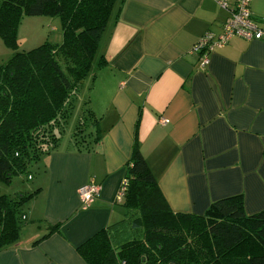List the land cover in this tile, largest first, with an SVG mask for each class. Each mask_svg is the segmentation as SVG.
Masks as SVG:
<instances>
[{
  "label": "crops",
  "instance_id": "0c3cea01",
  "mask_svg": "<svg viewBox=\"0 0 264 264\" xmlns=\"http://www.w3.org/2000/svg\"><path fill=\"white\" fill-rule=\"evenodd\" d=\"M116 7L98 46L106 63L91 76L97 107L107 97L95 116L100 139L90 152L57 145L33 169L30 225L18 246L0 252V264H84L75 248L120 217L113 199L134 143L172 212L202 215L235 196L247 215L264 210V39L233 38L202 69L191 49L206 33L221 34L227 15L213 0H117ZM249 8L264 30V0ZM89 183L99 197L82 209L78 190ZM56 224L58 233L32 246Z\"/></svg>",
  "mask_w": 264,
  "mask_h": 264
},
{
  "label": "trees",
  "instance_id": "16d2710c",
  "mask_svg": "<svg viewBox=\"0 0 264 264\" xmlns=\"http://www.w3.org/2000/svg\"><path fill=\"white\" fill-rule=\"evenodd\" d=\"M116 5L117 0H0V40L15 50L0 63L2 185L22 175L27 179L57 147L56 131L70 114L72 96L95 75L94 67L106 63L98 46L117 16ZM24 17L58 18L61 44L45 42L17 51ZM90 117L94 121L92 113ZM77 133L73 143L78 152L92 151L100 139L93 132ZM125 178L118 220L75 248L84 264H264V210L247 215L242 197L235 196L211 203L202 215L172 212L137 143ZM37 194H0V252L18 246L26 206ZM60 229L59 224L48 225L32 246Z\"/></svg>",
  "mask_w": 264,
  "mask_h": 264
},
{
  "label": "rangeland",
  "instance_id": "374dc122",
  "mask_svg": "<svg viewBox=\"0 0 264 264\" xmlns=\"http://www.w3.org/2000/svg\"><path fill=\"white\" fill-rule=\"evenodd\" d=\"M17 36L19 41L17 51H30L45 42L51 45H59L62 42L61 24L58 18L24 17L19 26ZM13 53H15V50L7 49L0 40V63L7 61ZM94 72L97 75L96 77H98L99 73L96 72V70H94ZM96 100L97 82L96 79L89 76L72 96L70 114L65 123L56 131L60 150H71L75 148L73 139L74 135L77 133V128H79V133H77L78 136H86L91 132L95 134V127L92 126L95 123V119L93 121L90 114L92 113L94 118L95 116L98 117L103 108L104 100L107 102V97L106 99L102 98L101 104L98 107L96 105ZM80 123L83 125L81 126ZM31 172L34 177L32 181L31 175H29L27 179L25 175H22L13 178L10 186L0 183V194L13 197L17 192L29 193L35 190L38 175L35 170ZM116 207L113 218H117L119 214L117 210H120V208L118 206ZM26 212L28 213V221H26L24 228L30 225L29 210L26 209Z\"/></svg>",
  "mask_w": 264,
  "mask_h": 264
},
{
  "label": "built area",
  "instance_id": "2783aa9c",
  "mask_svg": "<svg viewBox=\"0 0 264 264\" xmlns=\"http://www.w3.org/2000/svg\"><path fill=\"white\" fill-rule=\"evenodd\" d=\"M222 10L226 12L221 34L215 36L206 33L192 47L191 53L199 57V66L204 68L209 63L208 55L215 48L225 46L233 38L245 41L264 39V30H261L253 22L250 13L251 0H213ZM167 123L162 120V124ZM127 178L120 181L113 199V204H121L127 188ZM99 187L93 183L85 184L78 190V198L82 209H86L99 197Z\"/></svg>",
  "mask_w": 264,
  "mask_h": 264
}]
</instances>
